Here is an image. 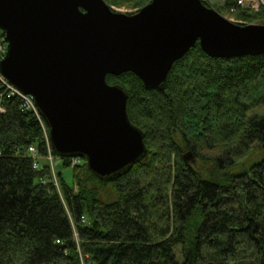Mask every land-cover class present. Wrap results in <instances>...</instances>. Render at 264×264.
Wrapping results in <instances>:
<instances>
[{"label": "trees", "instance_id": "16d2710c", "mask_svg": "<svg viewBox=\"0 0 264 264\" xmlns=\"http://www.w3.org/2000/svg\"><path fill=\"white\" fill-rule=\"evenodd\" d=\"M105 1L139 10L152 2ZM201 1L264 25V9L255 17L233 0ZM107 82L128 94V117L148 155L113 182L82 162L73 186L61 174L56 182L45 162L55 155L46 123L0 83V264H264V155L238 170L264 151V113L256 111L264 108V55L212 59L197 44L163 91L133 73ZM190 155L212 163L208 177ZM106 184L113 201L103 199ZM245 251L257 262L243 261Z\"/></svg>", "mask_w": 264, "mask_h": 264}, {"label": "water", "instance_id": "95a60500", "mask_svg": "<svg viewBox=\"0 0 264 264\" xmlns=\"http://www.w3.org/2000/svg\"><path fill=\"white\" fill-rule=\"evenodd\" d=\"M8 52L0 73L32 96L54 153L86 160L115 181L147 158L128 94L108 76L136 75L163 91L174 64L197 44L212 59L264 55V25H242L201 0H152L139 12L105 0H0Z\"/></svg>", "mask_w": 264, "mask_h": 264}, {"label": "rangeland", "instance_id": "374dc122", "mask_svg": "<svg viewBox=\"0 0 264 264\" xmlns=\"http://www.w3.org/2000/svg\"><path fill=\"white\" fill-rule=\"evenodd\" d=\"M214 4H216V2H223V0H213L212 1ZM115 9V11L120 12V13H124V14H128V15H133L137 12H139V9H133L127 5L124 6H120L119 8L113 7ZM264 9V7H262L260 10H252L251 13L255 14L254 16H261V11ZM219 12V11H218ZM224 17H226L227 19H229L232 22L238 23V24H242V25H249V24H257V25H261V23L255 21V22H249V21H238V19L236 18V14L232 11H223V13H221ZM264 24V23H262ZM259 114L260 113H264V108L256 110ZM44 125V124H43ZM46 130V128H45ZM264 155V151L261 147H259L257 150H255L254 152H251L248 157L245 158V160L243 162L240 163V165L238 166V170H247L250 167H252L254 164H256L258 161L261 160V158ZM189 160V162H192V166L195 169V171L199 172L200 175H202L203 177H208V174L210 172V169L213 167L212 163L210 161H206V160H201V159H193L192 156H189V158L187 159ZM46 163L49 162L50 165L52 166L51 168L55 171V173L57 174H61L63 179L67 182L68 185L73 186L75 184V170L76 166H70L66 167L64 165V163L60 160V158H56L55 156L52 155V157H49L46 161ZM56 174V175H57ZM135 177V176H134ZM133 177V178H134ZM106 193L102 192V196L104 200L107 201H113L115 200V195L112 191V186H108L109 184H106ZM180 249H178L177 253H179L180 255ZM245 254L243 255L242 259L243 261H255L257 262V258L256 255L253 251H245Z\"/></svg>", "mask_w": 264, "mask_h": 264}, {"label": "built area", "instance_id": "2783aa9c", "mask_svg": "<svg viewBox=\"0 0 264 264\" xmlns=\"http://www.w3.org/2000/svg\"><path fill=\"white\" fill-rule=\"evenodd\" d=\"M236 1L240 7H251V8L256 9V10L259 8V5L261 3H264L263 0H236ZM5 53H6V45L4 43V38H3L2 34L0 33V60L3 58ZM0 82L2 83L3 87L6 89V92L8 95H10V96L19 95L25 101L28 108L32 109V111H34V113L36 115H38L34 100L31 97L23 96L22 94H20L15 88L10 86L1 76H0ZM30 152L35 157V153H36L35 149L30 148Z\"/></svg>", "mask_w": 264, "mask_h": 264}]
</instances>
